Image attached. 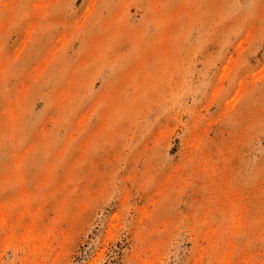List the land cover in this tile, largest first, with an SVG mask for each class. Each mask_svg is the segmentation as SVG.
Instances as JSON below:
<instances>
[{
  "label": "rangeland",
  "instance_id": "1",
  "mask_svg": "<svg viewBox=\"0 0 264 264\" xmlns=\"http://www.w3.org/2000/svg\"><path fill=\"white\" fill-rule=\"evenodd\" d=\"M0 264H264V0H0Z\"/></svg>",
  "mask_w": 264,
  "mask_h": 264
}]
</instances>
